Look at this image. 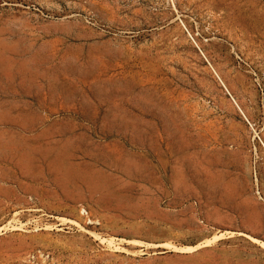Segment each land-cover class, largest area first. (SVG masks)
<instances>
[{
	"label": "rangeland",
	"instance_id": "1",
	"mask_svg": "<svg viewBox=\"0 0 264 264\" xmlns=\"http://www.w3.org/2000/svg\"><path fill=\"white\" fill-rule=\"evenodd\" d=\"M0 264H264V0H0Z\"/></svg>",
	"mask_w": 264,
	"mask_h": 264
},
{
	"label": "built area",
	"instance_id": "2",
	"mask_svg": "<svg viewBox=\"0 0 264 264\" xmlns=\"http://www.w3.org/2000/svg\"><path fill=\"white\" fill-rule=\"evenodd\" d=\"M84 213H85V211H84Z\"/></svg>",
	"mask_w": 264,
	"mask_h": 264
}]
</instances>
